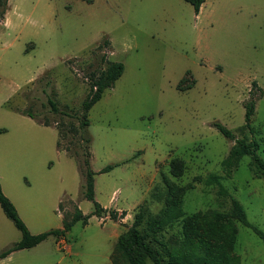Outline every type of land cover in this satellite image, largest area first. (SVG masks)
<instances>
[{
    "label": "rangeland",
    "instance_id": "rangeland-1",
    "mask_svg": "<svg viewBox=\"0 0 264 264\" xmlns=\"http://www.w3.org/2000/svg\"><path fill=\"white\" fill-rule=\"evenodd\" d=\"M103 37L110 45L96 49ZM102 55L124 69L87 113L100 203L126 209L131 223L156 168L149 184L161 197L147 198L149 214L164 207V178L192 185L177 221L155 237L142 229L164 258L217 249L222 241L209 234V214L229 213L231 199L264 234V177L255 175L249 155L226 169L222 162L235 141L211 124L220 122L246 142L254 139L264 160V0H205L197 14L184 0H6L0 19V186L29 232L60 226L74 206L86 214L93 209L81 197L76 158L85 142L77 116L88 73L105 66ZM186 73L193 85L181 89ZM253 81L260 90L255 87L251 133L243 124ZM14 108H27L48 125ZM173 157L184 164L178 177L170 173ZM108 164L114 166L99 172ZM209 174L219 183H207ZM225 223L235 233V263L264 264L263 239L237 220ZM20 237L0 208V251ZM64 238V248L48 237L0 264H111L112 247L97 218L75 222ZM116 264L131 263L124 256Z\"/></svg>",
    "mask_w": 264,
    "mask_h": 264
},
{
    "label": "trees",
    "instance_id": "trees-1",
    "mask_svg": "<svg viewBox=\"0 0 264 264\" xmlns=\"http://www.w3.org/2000/svg\"><path fill=\"white\" fill-rule=\"evenodd\" d=\"M184 1L192 6L195 14L198 13L200 6L204 2V0ZM5 11L6 0H0V19L3 17ZM109 45V39L103 37L100 42L97 43L96 49L108 47ZM101 60L102 62L105 61V66H101L99 69L94 71L92 70L88 73L89 88L82 100L80 114L77 116L79 122L78 131L80 138H83L85 145L82 147L80 159H77L75 155H73L76 158L78 171L82 178L81 197L92 202V212L83 214L77 206H74L70 218L61 219V227L51 228L47 231L32 234L29 232L28 228L17 214L14 205L9 200V198L5 196L0 186V208L4 215L13 222L15 227L21 233V237L18 241L12 243L10 246L0 251V259L4 258L15 250L33 247L48 237H64V235L75 222L81 221L82 224H86L91 215L100 216L102 213L107 211L109 218L112 220H118L124 217L126 213L125 211H121L120 214H117V212L112 209L103 208L94 198V175L96 172L93 171L90 166V137L86 134L85 129V127L88 125L87 113L93 104L100 99L103 91L106 88L111 87L114 81L120 77L124 69L122 62L106 60L104 55L101 56ZM187 75L188 73H186V76L183 77L179 82L180 86L183 82L188 81L185 86H180L181 89L189 88L193 85V80L187 77ZM46 84L49 85L50 80H47ZM255 87L260 90V88L256 85V82L253 81L249 90V98L244 103L245 112L243 125L251 133L253 130L251 128L250 122L251 116L254 112V103L256 100ZM47 102L54 112H58L57 103L55 100H53V98L48 97ZM14 110L35 119L37 122L43 125H48V123L44 120L38 121L35 117V114L27 108H14ZM211 124L217 130H219L224 137L235 141L228 151L226 158L222 162L225 166H227L226 169H228L230 165L236 164L237 160L242 155H249L252 159L251 164L254 168L255 175L264 177V160L257 153L258 145L256 141L253 139L252 142H246L243 138H235L233 132L218 121H214ZM57 145L59 147L58 142ZM136 153L138 154V152ZM168 163L170 173L173 176L178 177L182 174L184 167L182 160L173 157L169 159ZM113 166L114 165L108 164L104 166L99 172H107ZM165 181L167 190L165 191L164 195V207L156 214L148 213V209L145 206L147 198L149 201H159L161 197V193L157 192V186H153V190L151 191V188L142 202L137 205V209L133 214L131 224L126 226V229L118 236L112 251L109 254V260H111V264L118 263L124 256L129 258L131 264H144L146 260H150L153 264H236V260L230 255V250H232L235 241V233L230 231V229L227 227L225 223L227 218L230 220H237L244 226L250 227L264 241L263 232L248 223L242 206L235 199H231L229 213L224 214L218 211H212L209 214V234L212 238L222 241L221 245L217 249L211 250L209 248H204L200 252L191 255L180 254L173 256L168 254V258H164L160 254L159 250L153 247L152 244L146 240V233H150L153 237H155L159 232L164 230L166 226H170L173 222L177 221L183 215L181 209V198L187 189L192 188L191 184L187 185L186 187H179L171 183V181H168L167 178H164V182ZM206 181L209 184H218L219 176L216 174H209L206 178ZM60 206L61 200L59 202V207ZM142 229H146L147 232L143 233Z\"/></svg>",
    "mask_w": 264,
    "mask_h": 264
},
{
    "label": "crops",
    "instance_id": "crops-1",
    "mask_svg": "<svg viewBox=\"0 0 264 264\" xmlns=\"http://www.w3.org/2000/svg\"><path fill=\"white\" fill-rule=\"evenodd\" d=\"M205 1V0H204ZM204 3V2H203ZM202 3V4H203ZM202 6V5H201ZM200 6V8H201ZM200 10V9H199ZM156 176V168L154 169V173L149 177L148 179V187H147V193L150 189V184L151 181L154 179V177ZM94 198L95 200L103 207V208H107V209H112L114 210L115 212H117V214H120L121 211H127L126 209H123L121 207H118V206H114V205H111V204H108V205H102L100 203V201L98 200L97 196H96V187H95V181H94ZM111 200V198H110ZM109 200V201H110ZM60 202V201H59ZM142 202V201H141ZM140 203V202H139ZM138 202L135 204V206H137L139 204ZM134 206V207H135ZM78 207V206H77ZM93 210V209H92ZM82 212V211H81ZM92 212V211H91ZM90 212V213H91ZM83 213V212H82ZM83 214H86V213H83ZM92 217H95L97 218V221L99 224H101V227L103 229V232L105 233L106 235V238L108 239V241H110V244H111V247L113 248L118 236L124 231V229L126 228L125 226H128L130 225L131 223H128L127 222V218L126 216H128L127 213H125L124 217L121 218V219H118V220H112L109 218L108 216V212L105 211L104 213H102L100 216H96V215H91ZM90 216V217H91ZM89 217V218H90ZM101 217H103V219H101ZM89 220V219H88ZM78 222V221H77ZM81 222V221H80ZM82 223V222H81ZM84 225V224H83ZM58 227H61L58 226ZM58 227H55V228H58ZM65 239V238H64ZM58 238H55V243H56V246L58 247ZM66 240V239H65ZM59 248V247H58ZM112 251V249H111ZM111 253V252H110Z\"/></svg>",
    "mask_w": 264,
    "mask_h": 264
},
{
    "label": "built area",
    "instance_id": "built-area-1",
    "mask_svg": "<svg viewBox=\"0 0 264 264\" xmlns=\"http://www.w3.org/2000/svg\"><path fill=\"white\" fill-rule=\"evenodd\" d=\"M101 219H103V217H101ZM58 239H59L58 240V247L64 248V246H65V239H64V237H59Z\"/></svg>",
    "mask_w": 264,
    "mask_h": 264
}]
</instances>
